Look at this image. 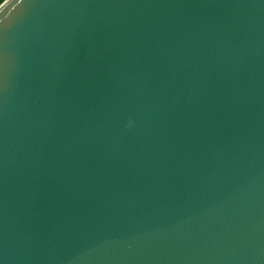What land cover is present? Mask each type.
<instances>
[{"label": "water", "instance_id": "water-1", "mask_svg": "<svg viewBox=\"0 0 264 264\" xmlns=\"http://www.w3.org/2000/svg\"><path fill=\"white\" fill-rule=\"evenodd\" d=\"M2 264H264V0L0 4Z\"/></svg>", "mask_w": 264, "mask_h": 264}, {"label": "snow or ice", "instance_id": "snow-or-ice-1", "mask_svg": "<svg viewBox=\"0 0 264 264\" xmlns=\"http://www.w3.org/2000/svg\"><path fill=\"white\" fill-rule=\"evenodd\" d=\"M0 31H3V29H0ZM0 264H2V262H0Z\"/></svg>", "mask_w": 264, "mask_h": 264}, {"label": "trees", "instance_id": "trees-1", "mask_svg": "<svg viewBox=\"0 0 264 264\" xmlns=\"http://www.w3.org/2000/svg\"><path fill=\"white\" fill-rule=\"evenodd\" d=\"M4 0H0V4L3 2Z\"/></svg>", "mask_w": 264, "mask_h": 264}]
</instances>
